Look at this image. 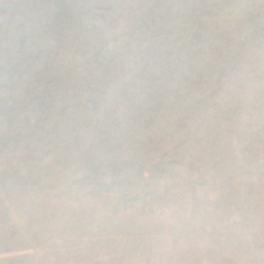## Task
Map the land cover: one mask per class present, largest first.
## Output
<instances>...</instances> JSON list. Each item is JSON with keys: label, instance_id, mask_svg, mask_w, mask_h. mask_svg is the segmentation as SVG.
<instances>
[{"label": "rangeland", "instance_id": "374dc122", "mask_svg": "<svg viewBox=\"0 0 264 264\" xmlns=\"http://www.w3.org/2000/svg\"><path fill=\"white\" fill-rule=\"evenodd\" d=\"M0 264H264V0H0Z\"/></svg>", "mask_w": 264, "mask_h": 264}]
</instances>
